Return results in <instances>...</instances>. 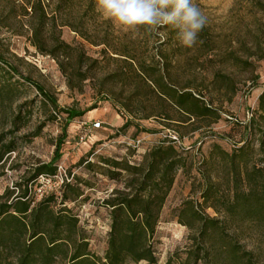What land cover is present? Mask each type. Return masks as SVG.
<instances>
[{
  "label": "rangeland",
  "instance_id": "1",
  "mask_svg": "<svg viewBox=\"0 0 264 264\" xmlns=\"http://www.w3.org/2000/svg\"><path fill=\"white\" fill-rule=\"evenodd\" d=\"M59 1L0 0V149L12 146L0 162V196L27 188L33 205L53 197L52 208L74 215L89 252L102 258L111 224L105 201L128 192L124 167L143 172L147 153L171 144L183 165L150 239L154 264H208L194 262L202 220H216L222 238L264 264V221L241 204L264 185V0H193L207 24L192 47L171 26L126 29L102 16L97 0L91 12L90 0ZM161 74L213 117L189 118L162 101L154 91ZM66 112L77 117L63 130ZM63 132L56 172L31 181ZM240 147L233 163L223 155ZM254 168L252 181L243 180Z\"/></svg>",
  "mask_w": 264,
  "mask_h": 264
},
{
  "label": "trees",
  "instance_id": "2",
  "mask_svg": "<svg viewBox=\"0 0 264 264\" xmlns=\"http://www.w3.org/2000/svg\"><path fill=\"white\" fill-rule=\"evenodd\" d=\"M25 1L28 4L29 0ZM64 1L66 2V0L59 2ZM32 3V5L34 3L40 5V0H32ZM92 9L93 2L90 0L86 12H91ZM154 85V91L162 101L168 102L187 117L199 119L213 117L214 110L201 98L188 90H179L167 83L162 74L154 81ZM262 102H264V93L259 98L260 107L264 109ZM66 114L63 130L77 117L75 113L66 112ZM64 133L62 138L58 139L53 160L38 168L31 181L39 174L54 175L55 162L64 141ZM244 150V147H240L238 154L228 155L224 152L223 155L229 157L233 163L236 155L239 157L244 155ZM11 151L12 146H3L0 149V162L4 154ZM182 165L175 147L162 143L147 153L143 172L138 167H124L132 175L124 184L129 189L128 192L118 191V198L105 201V204L111 208V224L102 258L89 252L87 242L80 236L77 228V218L66 209L55 211L52 208L53 197H45L33 205L29 200L27 188H24L17 197H12L13 190L5 191L0 196V264H137L139 262L154 264L156 258L150 239L154 235L161 208L172 186L174 173ZM113 168H119L118 162H113ZM141 172L140 181L133 178ZM254 172L259 173L260 170L254 168L245 172L243 180L252 181ZM209 191L206 188L205 196ZM245 196V199H241L242 206L249 205L251 213L264 221V185L257 190L252 189ZM238 200L235 191L233 203H237ZM63 201H67V198L64 197ZM223 233H225L223 227L216 220L209 222L202 220L197 233L200 243L193 252L194 262L202 257L208 264H254L253 253L230 239L222 238ZM214 236L218 237L220 243L214 241Z\"/></svg>",
  "mask_w": 264,
  "mask_h": 264
},
{
  "label": "clouds",
  "instance_id": "3",
  "mask_svg": "<svg viewBox=\"0 0 264 264\" xmlns=\"http://www.w3.org/2000/svg\"><path fill=\"white\" fill-rule=\"evenodd\" d=\"M97 11L130 30L171 26L185 47L197 43L207 24V17L193 0H97Z\"/></svg>",
  "mask_w": 264,
  "mask_h": 264
},
{
  "label": "built area",
  "instance_id": "4",
  "mask_svg": "<svg viewBox=\"0 0 264 264\" xmlns=\"http://www.w3.org/2000/svg\"><path fill=\"white\" fill-rule=\"evenodd\" d=\"M96 125L98 126V124H96ZM48 176H50V175H48V174H47V175H46V174H45V175H44V174H41V175H39V178H40L41 180H43V181L46 180L47 182H49L50 179H47ZM59 181H60L59 184H62V183H63L62 180L59 179Z\"/></svg>",
  "mask_w": 264,
  "mask_h": 264
}]
</instances>
